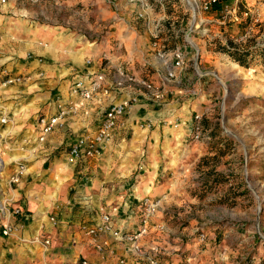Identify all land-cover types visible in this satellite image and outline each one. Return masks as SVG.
Instances as JSON below:
<instances>
[{
	"label": "crops",
	"instance_id": "0c3cea01",
	"mask_svg": "<svg viewBox=\"0 0 264 264\" xmlns=\"http://www.w3.org/2000/svg\"><path fill=\"white\" fill-rule=\"evenodd\" d=\"M42 3V0H27L21 4L42 6ZM19 6L18 0L0 3V48L5 53L0 55V121L7 119L6 126L9 123L12 131L17 130L19 141L7 146L14 145L19 150L20 162H28L29 166L23 171L20 183L5 188V199L15 202L14 207L20 208L22 215L10 220L14 229L11 235L4 236L0 226V264H64L79 259L91 264H150L149 259L133 254L128 244L108 235L101 242H109L112 254L99 253L83 235L82 228L100 224L103 213H109L115 228L132 231L138 225L139 202L156 197L167 188L172 179L170 167L166 166L171 165L167 149L181 142L182 135L163 122L177 117L179 104L174 101L177 96L174 93L177 88L188 86L185 82L190 77L186 78L189 76L186 69L171 89L172 103L169 95L161 105L145 102L133 105L103 154L88 163L71 165L67 158L69 148L79 135L94 132L106 108L122 101L124 96L110 91L108 95L84 102L78 113L69 115L64 129L54 131L43 144L37 138L39 118L55 115L58 105L70 100L71 86L81 76L123 68L129 74L157 82L165 65L159 63L156 50L160 46L169 50L170 44L166 45L165 41L171 37L163 36L161 41L152 39L144 24L135 18L137 3L126 5L120 14L112 16V21L109 17L111 24L106 36L95 40L83 34L67 33L55 25L57 21L53 18L49 21L52 24L43 22L48 20L43 11H25ZM31 19L38 23L34 21L35 26L29 27ZM10 20L15 21L13 27L9 26ZM88 26L98 32L94 25ZM17 30L21 37L17 40L26 42L14 48L16 39L13 41L9 32ZM4 39L6 42L1 46ZM10 52L14 56L11 53L7 57ZM4 70L13 77H21L22 82L4 84ZM188 101L189 107L191 99ZM162 106L163 109L156 111ZM188 147L191 149L193 145ZM161 151H164L162 155ZM52 218L56 219V225ZM187 234L184 243L187 253L174 255V263H171L174 257H170L174 254L172 244L170 240L164 241L171 251L165 254L171 258L168 260L171 264H184V260L193 258L189 252L193 255L199 251L201 243L197 235L193 236L192 231ZM36 238L49 239L50 246L32 243ZM155 243L150 238L142 241L147 250L154 248ZM201 258L197 256L196 262L202 261Z\"/></svg>",
	"mask_w": 264,
	"mask_h": 264
},
{
	"label": "rangeland",
	"instance_id": "374dc122",
	"mask_svg": "<svg viewBox=\"0 0 264 264\" xmlns=\"http://www.w3.org/2000/svg\"><path fill=\"white\" fill-rule=\"evenodd\" d=\"M42 1V6L22 5L21 0L18 3L25 11H43L48 19L43 22L50 24L53 18L57 21L55 25L67 33L83 34L90 40L106 36L111 24L108 18L112 21V16L120 14L126 5L135 4L129 0H57L58 4L55 0ZM193 1L198 2L189 0L190 8ZM235 2L222 0L206 15L211 21L206 27L209 30L206 36L192 34L190 41L195 50L189 47L190 61L185 70L189 74L186 78H190L183 80L188 86L177 88L181 92L174 93L177 95L174 101L179 104L177 117L163 122L167 127L178 124L176 130L182 138L167 149L171 165L166 166L170 167L172 179L163 193L150 196L153 199L166 197L157 221L166 224L167 233L152 235L150 239L157 242L155 246L165 254L170 250L164 241L170 240L174 251L172 258L187 253L185 239L189 231L197 235V240L201 233L206 234L199 251L193 255L189 252V257L193 258L184 260V264H264V67L259 60L250 68L240 67L211 45L219 38L225 45L231 40L243 48L264 47V0H239L237 11L233 12ZM163 3L166 14L177 21V27L183 19L185 24L189 16L185 15L183 0H163ZM156 5L158 13L162 9L160 4ZM34 21L38 23L29 20V27ZM13 22L10 20V27ZM89 24L98 32H93ZM182 28L185 29V25ZM14 32L9 33L13 41L16 39L13 45L16 48L26 41H18L19 32ZM184 38L185 35H181L177 41L172 39L171 47L175 43L186 46ZM5 42L6 39L1 46ZM1 52L0 48V55L5 54ZM11 53L14 56L15 53L10 52L7 57ZM28 60H31L30 54ZM169 98L172 103V95ZM163 108L157 107L156 111ZM196 114L202 116L205 129V137L199 143L192 139ZM1 125L0 158L5 163L7 160V164L0 173V202L6 200L5 188L21 171L20 166L23 165V171L29 166L28 162H20L19 150L16 151L14 145L7 146V143L19 141L17 130L12 131L9 123L1 130ZM190 144L193 145L191 149H195L192 153L189 152ZM7 175L10 176L6 179ZM14 204L13 209L17 208ZM165 254L162 255L164 259H171ZM197 256H202V261L196 262ZM174 259L171 263L176 261Z\"/></svg>",
	"mask_w": 264,
	"mask_h": 264
},
{
	"label": "built area",
	"instance_id": "2783aa9c",
	"mask_svg": "<svg viewBox=\"0 0 264 264\" xmlns=\"http://www.w3.org/2000/svg\"><path fill=\"white\" fill-rule=\"evenodd\" d=\"M9 1L11 0H0V3L5 5ZM28 1L35 2L37 0ZM129 1L139 4L135 18L144 24L146 32L152 39L161 41L163 36L171 37L169 41H165L166 45L170 44L169 50L162 48V46L156 50L157 59L159 63L165 65V69L162 67L165 71L159 73L157 82L149 77L129 74L123 68H116L112 72L93 73L77 78L70 89V100L65 104H59L55 115H44L39 118L40 130L37 138L39 143H45L54 131L64 129L69 115L78 113L79 106L84 102L108 95L110 91L116 95L124 96L125 99L120 102H114L106 108L94 132H86L78 136L67 152L68 162L71 165L81 166L92 159L100 157L104 149L113 141L118 126H120L123 117L133 105L141 102L156 105L165 103L167 97L172 93V87L178 81L179 74L186 69L187 63L190 61L188 57L189 47L195 50L194 44L190 41L192 34L202 33L203 36H206L209 31L206 27L211 24L206 15L210 14L222 3V0H198V2L193 1L192 8H190L189 0H183L185 15H188L189 18L185 20V24L183 19L180 22V26L177 27L174 19L166 14L163 0H158L154 3L150 0ZM157 3L160 4L162 9L158 13L157 8L159 7L156 5ZM238 3L239 0H236L235 6L232 8L233 12L237 11ZM183 25H185V29L182 28ZM181 35H185L184 42L186 46H180L175 43L171 47V39L177 41ZM88 63L90 64V61ZM2 75L6 85L22 82L21 77H13L6 70L2 71ZM58 100L59 98L56 99V101ZM201 122L202 116L196 114L195 123L192 126V139L196 143H199L205 137V129ZM1 123L6 124L7 119H1ZM175 128H178V124L175 125ZM5 164L0 158V173L4 171ZM20 169L21 171L10 179L11 184L20 183L24 169L23 165L20 166ZM165 198L163 196L155 199L150 197L142 199L139 202L138 225L132 231H122L119 228H115L113 217L109 213H103L100 224L82 228L83 235L90 240L91 245L95 246L96 250L101 254H112L109 242L106 240L101 242L102 237L108 235L119 242L128 244L133 254L149 259L150 264H171L162 257L165 253H162V249L159 246L147 250L142 245V241L152 235L167 233L166 224L162 221H157ZM13 203L10 200L0 202V226H3L2 234L4 236H9L14 232L13 226L9 223L10 220L15 216L20 217L22 215L20 208L13 209ZM51 222L54 225L57 224L55 218H52ZM206 238L207 235L201 233L199 242H205ZM31 242L42 244L45 247L50 246L49 239L36 238ZM64 264L91 263L86 259H79Z\"/></svg>",
	"mask_w": 264,
	"mask_h": 264
},
{
	"label": "trees",
	"instance_id": "16d2710c",
	"mask_svg": "<svg viewBox=\"0 0 264 264\" xmlns=\"http://www.w3.org/2000/svg\"><path fill=\"white\" fill-rule=\"evenodd\" d=\"M211 45L215 46L219 52L228 55L240 67L250 68L257 60L264 67V47L250 45L243 48L231 40L225 45L219 38L215 39Z\"/></svg>",
	"mask_w": 264,
	"mask_h": 264
},
{
	"label": "bare ground",
	"instance_id": "6f19581e",
	"mask_svg": "<svg viewBox=\"0 0 264 264\" xmlns=\"http://www.w3.org/2000/svg\"><path fill=\"white\" fill-rule=\"evenodd\" d=\"M235 67H237V65H236ZM1 159H2V158H1Z\"/></svg>",
	"mask_w": 264,
	"mask_h": 264
}]
</instances>
